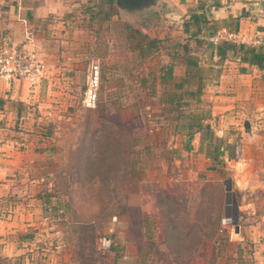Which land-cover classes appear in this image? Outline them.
<instances>
[{
	"label": "rangeland",
	"instance_id": "374dc122",
	"mask_svg": "<svg viewBox=\"0 0 264 264\" xmlns=\"http://www.w3.org/2000/svg\"><path fill=\"white\" fill-rule=\"evenodd\" d=\"M124 1L79 0L71 10H53L37 23L36 47L47 74L32 104L37 120L20 147L35 153L30 196L52 188L61 195L63 210L58 216L30 201L28 222L34 225L26 231H33L34 250L25 251L47 261L66 257L77 264H119L123 249L111 253L100 245L102 236L114 234L120 243L128 237L134 251L143 247V264H217L215 241L222 231H235V199L242 230L264 231V77L237 63L220 90L213 68L228 69L230 63L213 58L211 48L198 49L203 71L211 75L205 84L213 79L210 94L230 105L215 126L213 118L209 121L235 146L220 179L206 177L200 171L203 159L181 154L185 138L175 130L176 113L161 102L171 85L158 79L176 50L173 44L187 38L181 21L186 16L176 19L178 13L161 8L159 0ZM248 2L257 21H264V2ZM256 27L263 24L241 34ZM149 38L164 40L146 56L140 44ZM94 58L101 61V88L91 109L83 97ZM213 103L204 98L192 108L211 110ZM175 148L186 160L183 169L174 162L180 158ZM154 169L162 171L160 182L148 180ZM140 200L147 203L141 206ZM226 217L232 221L224 223Z\"/></svg>",
	"mask_w": 264,
	"mask_h": 264
},
{
	"label": "crops",
	"instance_id": "0c3cea01",
	"mask_svg": "<svg viewBox=\"0 0 264 264\" xmlns=\"http://www.w3.org/2000/svg\"><path fill=\"white\" fill-rule=\"evenodd\" d=\"M78 1L58 0V3L52 4V0H0V48L5 46H22L29 33L32 35L36 45L38 21L53 10H71L74 6L78 5ZM159 1L161 2V8H164L167 12L178 13V17L173 18L178 19L186 16V19L184 21L181 19V21L183 29L186 22L190 24L187 36L192 35L197 30L198 24L195 21V16L201 13H205L210 21L207 24V31L205 30L203 33H200V37H207L211 34L209 31V24L211 23L217 26L216 31L221 27H227L232 31L250 33L255 24H263L262 28H264L263 19L261 23L257 21L255 14L250 9V5L253 3L248 2V0ZM182 12L184 15H182ZM172 22L174 21L172 20ZM214 58L219 60L220 57L215 54ZM224 61L226 63L229 62L230 65H225V67H229L228 69H220L222 72L219 73V79L216 80V83L221 81L220 84L216 85L220 90L224 89L232 79L233 75L231 72L237 63L241 68L248 66L252 71V68H254V76L264 77V70L241 62L236 55L230 54ZM233 61H235V64H233ZM179 69L181 70L180 72L178 71ZM185 70L184 61H180L175 67V74L182 76ZM256 71L260 73L256 74ZM251 73L248 71V75ZM158 79H160V74L158 75ZM212 80L209 79L205 84L203 98L214 102L210 112L212 120L215 121V126L217 119L220 120L221 118L222 120L223 118L220 113L229 108L230 105H222L217 97L210 94L212 87L209 81L211 82ZM254 81L255 84L259 82L258 79ZM251 88L252 84L250 83L249 89ZM38 94L39 89L32 90L26 80L11 82L0 80V264H77L76 261L67 262L66 257L52 259V261L42 258L37 259L35 254L26 253L27 251H25L34 250L30 246L33 245L35 237L29 239L27 235L30 234V231H26L28 226L34 225V223L28 222L30 220V201L36 200L41 205L42 200L37 197V193L43 190V188L30 196V187L32 188L33 182L36 181V179L29 177L30 165L33 162L32 157L35 153L30 148L25 149L20 147V144H25L24 138L26 141L29 140L26 136L30 131V125L37 120L36 115L33 113L35 112V106H32V104H36L39 97ZM214 98L215 101L213 100ZM222 132V130L219 132L217 128L215 129V133L220 137ZM19 134L24 135L21 137ZM200 139L201 134L196 133L191 140L190 149L188 151L184 150L181 154L183 157L187 155L190 159H193L194 156L203 159L205 165L200 167V171L204 172L203 174L206 177L212 175L214 178L220 179L221 176L218 168L215 167L218 170L207 168L208 163L210 165L212 161L206 156L205 152L200 151ZM185 143L186 138L184 139V144H181V146L183 145L182 148L185 147ZM174 146L180 148L177 143ZM47 152L45 150V152H40L39 154ZM182 156L174 158L175 164L180 169H183L186 164L183 163L186 160L184 159L183 161ZM227 157H229V153L228 150H225V162ZM213 166L215 165L213 164ZM190 167L192 169L197 168L193 164ZM160 174H162L160 170H150L148 180L151 183L154 181L160 182ZM48 190L53 189L49 188ZM145 203L147 202L142 204L140 200L138 204L142 206ZM41 210L40 212H43ZM222 232L219 239L215 241L218 249L217 264H264V231H251L249 229L243 231L240 228L239 233L235 231ZM114 236V234L110 235L112 239ZM126 238L123 243L116 242L113 239V248H110L108 252L112 253L116 249H123L122 253H124V256L122 262L118 260L119 264H143L141 263L142 257L140 255L143 252V247L137 246L139 248L138 251L132 250L131 248H134V245L130 244L129 238L128 240ZM42 246V250L47 249L45 245ZM56 247L60 248L61 245H57ZM23 254H30V256Z\"/></svg>",
	"mask_w": 264,
	"mask_h": 264
},
{
	"label": "trees",
	"instance_id": "16d2710c",
	"mask_svg": "<svg viewBox=\"0 0 264 264\" xmlns=\"http://www.w3.org/2000/svg\"><path fill=\"white\" fill-rule=\"evenodd\" d=\"M112 2V0H108ZM193 21V19H192ZM195 21L198 24L197 30L192 35L187 36L186 40L181 43L176 41L171 54L170 62L162 66L160 72V82L163 85H171L170 89L164 90V94L161 97V102L169 107L176 115L172 118L176 120L175 130L182 132L184 138H186L185 149H190L191 140L196 133L201 134L200 139V151L205 152L206 156L213 162L215 166H218L220 175H223V166L225 165L224 151L228 150L229 157H233L235 146L234 142H228L223 137L218 136L209 118H212L210 110L197 109L194 110L192 106L197 104L198 106L204 102V86L206 80L211 76L207 75L203 71L202 57L198 53V49L202 46L211 48V55L217 54L221 60H225L230 54L236 55L241 62L247 63L250 66H256L259 69L264 70V46H252L243 43H234L228 40H221L218 43L210 41V37L217 31L215 24H209V31L211 34L207 37L201 36L200 33L207 31V24L209 19L205 13H201L195 16ZM191 22V21H190ZM190 29L189 22L184 24L185 33L188 34ZM216 31V32H215ZM215 32V33H214ZM141 34V33H140ZM164 39L149 38L146 43H141L140 47L144 54L150 55L156 49H159V43ZM180 61H184L186 66L185 73L182 76L175 74V67ZM209 68H213L210 64ZM221 68L215 69L217 76L221 72ZM196 105V106H197ZM167 107V108H168ZM175 155L179 154L178 148L172 151ZM37 197L42 200L43 209L45 212L48 210H54V214H59L63 210V204L61 203L59 192L55 190L43 189L37 193ZM49 213V212H48ZM29 239H33L32 233L28 234ZM113 241V239H112ZM114 242L110 248H113Z\"/></svg>",
	"mask_w": 264,
	"mask_h": 264
},
{
	"label": "built area",
	"instance_id": "2783aa9c",
	"mask_svg": "<svg viewBox=\"0 0 264 264\" xmlns=\"http://www.w3.org/2000/svg\"><path fill=\"white\" fill-rule=\"evenodd\" d=\"M258 3L264 0H252ZM210 41L218 43L221 40H228L234 43H243L252 46H264V28L256 27L254 31L247 35L229 28L219 29ZM47 74V64L37 49L34 39L30 33L24 44L20 47L0 48V80L7 82L16 80H26L32 90L41 86ZM87 83L83 97V105L87 108H96L99 103V91L101 88V61L94 58L87 74ZM224 223L231 222V218H224ZM110 237L102 236L100 245L104 249L111 247Z\"/></svg>",
	"mask_w": 264,
	"mask_h": 264
},
{
	"label": "water",
	"instance_id": "95a60500",
	"mask_svg": "<svg viewBox=\"0 0 264 264\" xmlns=\"http://www.w3.org/2000/svg\"><path fill=\"white\" fill-rule=\"evenodd\" d=\"M121 2H122L121 0H118V3H121ZM232 220H233V225H234L235 232L239 233L241 225H240V222H239L240 221L239 208H238V204L236 202V199L234 200V213H233Z\"/></svg>",
	"mask_w": 264,
	"mask_h": 264
},
{
	"label": "flooded vegetation",
	"instance_id": "af4514ba",
	"mask_svg": "<svg viewBox=\"0 0 264 264\" xmlns=\"http://www.w3.org/2000/svg\"><path fill=\"white\" fill-rule=\"evenodd\" d=\"M122 1V0H121ZM130 0H125L124 2H129Z\"/></svg>",
	"mask_w": 264,
	"mask_h": 264
}]
</instances>
